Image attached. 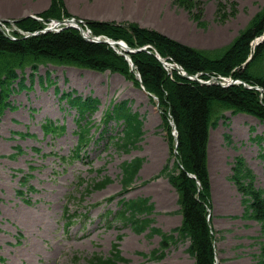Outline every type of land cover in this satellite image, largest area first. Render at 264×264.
Returning <instances> with one entry per match:
<instances>
[{
  "label": "rangeland",
  "instance_id": "obj_1",
  "mask_svg": "<svg viewBox=\"0 0 264 264\" xmlns=\"http://www.w3.org/2000/svg\"><path fill=\"white\" fill-rule=\"evenodd\" d=\"M50 1L0 0V17L26 19L45 12ZM192 1L198 8L186 9L185 0H61L65 14L85 21L136 23L203 49L229 43L264 4V0ZM173 27L182 28L189 36L173 31ZM209 29L210 40L191 37L200 34L206 38ZM73 68L41 66L38 74L48 70L55 86L41 84L35 78L31 89L28 81L25 90H15L9 98L16 110L6 111L0 118V264H92L93 255H110L118 233L123 234L119 251L126 260L115 264H195L187 252V239L171 244L159 260L149 259L148 254L159 247L160 237L148 235V230L134 233L131 224L114 217L120 209L119 196L107 200L123 190L121 162L141 156L142 166L124 196H149L152 210L147 215L162 231L169 232L179 225L176 191L164 176H159L166 164L171 167L176 140L173 131L170 135L161 107L139 84L121 73ZM57 89H75L82 96L98 95L100 108L93 116L96 122L112 101L127 99L130 111L138 112L142 120L140 140L130 148L115 144L116 137L122 135L123 123L110 120L103 124L101 138L91 140L85 148L86 159L62 162L58 155H71L76 142L77 115L67 102L58 100ZM224 114L217 127L210 129L208 142L210 224L217 264H257L255 256L264 236L256 220L241 217V195L229 175L233 158L239 156L256 174V186L264 189V161L258 156L259 144L249 139L255 134L264 138V122L245 113ZM48 119L63 122L65 132L44 136L40 126ZM14 131L28 134L22 136ZM97 131H92L93 136ZM261 144L264 145V139ZM15 146L20 148L19 152ZM23 177L26 182L20 184ZM107 177L110 182L105 186L91 189ZM80 178L83 182H79ZM222 191L227 194L225 204L219 201ZM65 207L68 214L73 213L68 227L64 225ZM85 211L86 216L82 215Z\"/></svg>",
  "mask_w": 264,
  "mask_h": 264
},
{
  "label": "trees",
  "instance_id": "obj_2",
  "mask_svg": "<svg viewBox=\"0 0 264 264\" xmlns=\"http://www.w3.org/2000/svg\"><path fill=\"white\" fill-rule=\"evenodd\" d=\"M185 7L193 10L198 8V4L185 0ZM63 14L65 8L61 0H52L49 8L39 15L48 19L60 18ZM18 24L27 29L39 28V24L30 18L21 19ZM88 26L94 34L123 39L131 47L149 44L161 57H169L189 74H198L204 79L209 75L232 76L250 85L257 84L262 87L263 93L260 96L258 90L247 88L242 83L225 87L215 83H200L181 76L176 71L169 74L161 62L146 51L129 53L134 70L139 73L144 88L158 98L159 106L163 109V119L166 120L170 116L176 125L177 153L171 167L166 164L159 175H164L177 192L181 221L169 232L152 225L153 219L146 216L152 210L147 197L120 199L123 208L118 211V216L121 220L130 222L132 229L137 233L148 229V235L160 236L159 247L148 254L149 259L159 260L171 244L187 239V252L195 264H214L213 235L207 220V208L211 207L207 168L209 129L217 126L218 120L225 116L224 112L227 110L231 114L246 113L264 121V40L256 44L253 50L250 46V42L264 32V4L227 45L215 49L182 44L170 36L136 23L88 20ZM250 53L251 59L243 65ZM47 63L99 72L116 71L138 85L124 56L104 43L84 39L74 28L67 27L57 32L47 31L16 40L9 39L0 30V117L6 108H15L9 98L15 91V85L20 90L24 87L25 77L20 73L30 68L31 81L40 64ZM41 80L43 81L42 77ZM45 80L48 84L53 83L49 73L46 74ZM61 97L86 119L96 111L99 104V99L94 96L82 99L80 96L63 93ZM127 102L123 99L115 103L107 112L106 120H121L122 136L115 144L130 148L135 147L143 132L142 120L136 112L130 111ZM168 127L170 130L169 124ZM43 128L46 131H56V128L50 125H43ZM89 128L87 124L83 132V143L88 140ZM225 137L230 138L229 135ZM251 139L261 144L263 137L254 135ZM259 156L264 160V146L260 147ZM143 161L142 157H133L122 162V191H126L131 185ZM188 173L193 174L195 178L188 176ZM229 178L241 195V217L256 220L261 235L264 236L263 190L256 186L255 174L243 158H234ZM108 182L110 178L107 177L93 187L102 188ZM22 183H25V179H22ZM19 192L22 193L21 190ZM142 214L144 215L140 216ZM112 249L110 256L103 258L94 255L90 261L93 264H115L126 260L117 249V244L114 243ZM255 257L257 264H264V239L260 241L259 253Z\"/></svg>",
  "mask_w": 264,
  "mask_h": 264
},
{
  "label": "bare ground",
  "instance_id": "obj_3",
  "mask_svg": "<svg viewBox=\"0 0 264 264\" xmlns=\"http://www.w3.org/2000/svg\"><path fill=\"white\" fill-rule=\"evenodd\" d=\"M152 27H155V26H152ZM172 30L176 31L178 33H181V34H183L185 36H189L188 32H185L182 28L173 27ZM211 34H212V31H211V29H209V34L207 35L206 38L202 37L200 34H195V35L191 34V37L201 38V39H204V40H210L211 39ZM117 47L119 49H123L124 48L123 45H118ZM164 61H165V64L167 65V68H168V70L170 72H172L173 70L177 71L176 67L172 63H170L169 61H166L165 59H164ZM219 201H220V204H225L227 202V194H226V192L222 191L221 195L219 196Z\"/></svg>",
  "mask_w": 264,
  "mask_h": 264
},
{
  "label": "water",
  "instance_id": "obj_4",
  "mask_svg": "<svg viewBox=\"0 0 264 264\" xmlns=\"http://www.w3.org/2000/svg\"><path fill=\"white\" fill-rule=\"evenodd\" d=\"M19 19H21V18H18V19H16V21L17 20H19ZM4 21H8L7 19H4V18H0V22H4ZM186 75V74H185ZM189 78H191V79H196L198 82H201V83H209V82H213V83H217V84H220V85H228V84H230V82L231 81H221V80H219L217 77H215V76H212L211 78H210V80L209 81H202V80H200L196 75H187ZM255 88H258V87H255ZM175 126V125H174ZM176 143H177V138H176ZM190 176H192L193 177V175H191L190 174Z\"/></svg>",
  "mask_w": 264,
  "mask_h": 264
}]
</instances>
